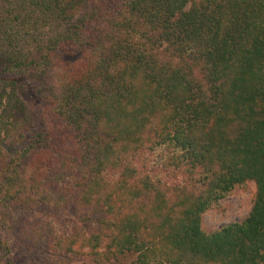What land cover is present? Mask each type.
<instances>
[{
	"label": "trees",
	"instance_id": "1",
	"mask_svg": "<svg viewBox=\"0 0 264 264\" xmlns=\"http://www.w3.org/2000/svg\"><path fill=\"white\" fill-rule=\"evenodd\" d=\"M1 2L4 230L46 243L26 214L55 210L75 220L61 263L264 264V0ZM249 182L247 217L205 232Z\"/></svg>",
	"mask_w": 264,
	"mask_h": 264
},
{
	"label": "rangeland",
	"instance_id": "2",
	"mask_svg": "<svg viewBox=\"0 0 264 264\" xmlns=\"http://www.w3.org/2000/svg\"><path fill=\"white\" fill-rule=\"evenodd\" d=\"M3 7L4 3H2L0 0V20L3 17ZM27 26L28 25H25V27ZM47 32L50 34V30L39 29L38 32L35 33L34 37H39V35L42 36V34L45 36ZM0 33H2V31H0ZM60 68V65L55 66V68L49 73L47 80L43 79L42 82L46 86L55 84L57 82L59 84L62 80L59 77L61 74ZM23 81V84H25L26 86V92H29L28 94L24 93V97L25 95H27V97L29 98L27 99V101L29 102L31 109L33 110V112H37L39 105L36 102L31 101V98H34V93L37 90L34 82L35 79L30 75H26L23 76ZM43 89V87H38V90H42L40 92L44 93L45 91H43ZM255 192V184L253 182H249L244 186L238 188L229 198L210 208L202 216V227L204 231L210 233L221 228L222 226L241 222L245 217H247L251 210ZM39 212L40 210H36L32 214H26L27 220L34 221L36 219H41L46 223L47 220L50 221L54 225L53 237L50 238L46 243L40 245H32L29 244V242H25L23 235L18 233V231H20L18 223L12 225L11 221H6L7 226H9L10 224V227L6 230L3 229V225L2 223H0V242L4 244L8 243L7 245L10 253V256L7 257L6 251L3 252L1 250L3 248L0 249V264H7L10 260H13L14 264H70L68 260H65L64 263H61V260H63L61 256L62 253L57 251L53 247V244L55 240L59 238L58 236L70 235L72 233L71 227L75 220L71 218L72 215L70 213L66 212L60 213L55 210L49 211L46 209L41 210L42 214H40ZM86 224L87 223H84V226H86ZM8 258L10 260H8ZM134 261L135 256L127 255L119 257L117 260L113 261L110 264H133Z\"/></svg>",
	"mask_w": 264,
	"mask_h": 264
}]
</instances>
